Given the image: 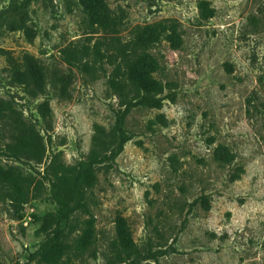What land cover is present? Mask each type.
<instances>
[{
  "label": "rangeland",
  "instance_id": "374dc122",
  "mask_svg": "<svg viewBox=\"0 0 264 264\" xmlns=\"http://www.w3.org/2000/svg\"><path fill=\"white\" fill-rule=\"evenodd\" d=\"M10 1L0 0V13ZM105 2L123 43L139 27L165 28L148 50L165 91L160 107L129 113L123 152L96 167L97 183L69 231L76 247L91 223L92 241L71 260L120 264L110 246L123 219L138 249L153 255L142 264H264V0ZM31 17L32 41L0 23V105L10 103L35 125L46 154L37 165L0 152L1 167L33 183L20 220L0 191V264H42L35 218L59 210L50 167L82 170L96 127L110 130L125 109L108 84L114 66L94 58L97 42L113 34L93 26L79 0H33ZM2 50L25 51L71 76L66 90L28 96L12 85ZM71 51L92 70L71 64ZM44 101L53 114L48 134L37 112ZM9 137L0 115V146Z\"/></svg>",
  "mask_w": 264,
  "mask_h": 264
},
{
  "label": "trees",
  "instance_id": "16d2710c",
  "mask_svg": "<svg viewBox=\"0 0 264 264\" xmlns=\"http://www.w3.org/2000/svg\"><path fill=\"white\" fill-rule=\"evenodd\" d=\"M10 2L0 13L1 25L4 24L9 32H22L29 41H32L35 36L31 17L33 0ZM79 2L83 11L91 17L93 26L103 34H113L108 42H97L94 58L100 62L106 60L114 66L108 84L121 99L125 109L118 115L114 127L110 130L102 126L96 127L89 160L82 170L76 171L74 167L63 163L50 167L53 193L59 210L57 213H46L35 218L38 222L36 234L42 237L36 257L42 264H76L71 260L72 255L76 254L75 252L82 253L90 246L91 223L75 240L76 247L69 242L71 235L69 231L72 228V217L78 210L86 208L87 192L97 183L96 167L113 162L123 152L128 140L123 125L129 113L142 105L160 107L163 99L159 97L165 91L162 83L153 76L156 61L148 53V50L160 40L165 28L162 25L139 27L131 41L123 43L117 35L119 30L116 20L105 0ZM105 46L106 51H103L102 48ZM1 52L8 60L12 85L20 87L28 96L37 98L52 89L66 90L71 76H64L58 68L49 67L44 61L25 51L18 56L11 55L13 53L10 51ZM78 54L76 51L69 53L72 58L70 63L85 70H92L93 66L90 63L81 64ZM1 102L0 115L10 126V137L3 146H0V152L3 151L11 159L42 164L46 154L44 136L35 125L26 122L10 103ZM37 112L41 131L45 134L53 131V114L49 102L39 104ZM32 185L31 180L23 177L15 169L0 166V191H4L5 197L16 209L18 220L23 218L22 205L27 201ZM110 248L111 254L120 264H142L143 260L153 257L151 251L146 253L138 249L123 219L117 221L116 236Z\"/></svg>",
  "mask_w": 264,
  "mask_h": 264
}]
</instances>
